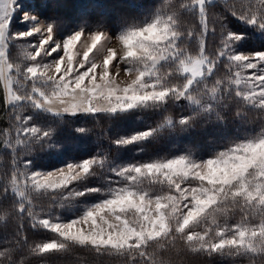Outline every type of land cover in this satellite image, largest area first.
<instances>
[{"label": "snow or ice", "instance_id": "6c2138e0", "mask_svg": "<svg viewBox=\"0 0 264 264\" xmlns=\"http://www.w3.org/2000/svg\"><path fill=\"white\" fill-rule=\"evenodd\" d=\"M123 2L139 15L109 30L102 20L73 28L25 11L21 0H0V100L9 121L0 129V221H17L0 243V264H25L14 258L25 249L42 257L73 248L124 264H177L164 255L184 251L264 264V0H157L147 10L142 0ZM99 6L107 14V3ZM17 13L24 30L13 31ZM21 41L27 50L17 61ZM249 41L259 47L243 50ZM173 107L185 114H168ZM248 112L261 126L240 132ZM137 113L159 119L140 120L142 130L117 134L109 147L142 154L166 139L168 154L121 162L97 144L86 158H65L90 139L89 120ZM229 122L239 126L235 136ZM197 124L217 126L219 138L184 144L181 134ZM37 151L58 166L40 168ZM25 220L53 238L29 243Z\"/></svg>", "mask_w": 264, "mask_h": 264}, {"label": "trees", "instance_id": "16d2710c", "mask_svg": "<svg viewBox=\"0 0 264 264\" xmlns=\"http://www.w3.org/2000/svg\"><path fill=\"white\" fill-rule=\"evenodd\" d=\"M25 5V11L43 12L45 16L58 18L66 26H72L73 28L79 24L82 20H87L89 23L95 24L99 21H104L111 30L114 23L117 22L119 17L139 15L135 10L124 5L123 0H23ZM43 3L46 7L39 9H29L28 5L32 3ZM157 0H142V4L145 10L150 9ZM107 3V14L101 15L105 12L103 7L99 5ZM20 13L16 14V18L13 20V31L24 30V26L19 22ZM45 18L44 16L41 17ZM228 27L234 31L242 30L240 25L229 18ZM218 27V26H217ZM254 47L258 48V44H254L249 41L243 50L249 51ZM25 42H17L15 49L12 51V58L19 60L26 51ZM2 96V92H0ZM184 102L181 101V105ZM170 115L174 117L185 114L180 112L179 108L173 107L169 109ZM159 117H149L146 113H137L131 115L126 119L122 120H110V119H99L98 121L89 120L83 126L91 129L90 139L86 140L80 145V151L77 155L73 152L72 155L65 157L66 159H80L86 158L89 154L88 150L94 149L97 144L107 149L110 156L117 157L121 162H132L135 159L141 162L147 161L158 156L168 154L172 150V146L166 139H161L156 143L147 145L145 151L142 154H138L129 146L128 149L118 151L115 148H110L108 144L109 139L116 138V135H127L133 130H142L144 125L140 124V120H147L151 123L153 120H158ZM8 113L5 110V106L0 100V129L8 127ZM261 119L258 113L248 112V120L245 122V128L240 129V132H246L249 129H258L261 126ZM231 122L228 123L229 132L235 136L237 133L233 131L234 128H238ZM103 134V135H102ZM219 138L218 128L212 124H197L195 131L190 133L181 134V140L184 144L189 147L196 148L197 145L205 144L208 141H214ZM79 143V142H76ZM94 154V153H93ZM7 155L4 156L5 163L7 162ZM35 163L43 170H51L53 164L58 166L59 162L51 160L45 153L37 151L35 153ZM2 175V173H0ZM37 204L47 205L49 201L47 199H41L35 201ZM63 220H67L68 216L64 215L63 212H58ZM239 219V214L231 217L229 223ZM25 224V235L28 236L29 243L43 242L53 238V235L44 231H32L27 221ZM17 226V221L13 218L6 221H0V243L7 238H11ZM15 259L23 258L25 264H124V260L121 257L114 255H98L93 251L83 248H73L69 252L64 254H51L46 256H30L27 250H23L18 253ZM164 259H171L177 264H228V261H221L218 258L209 260L206 257L193 255L186 251L181 252L179 256L175 254L164 255ZM236 264H249L247 259H237ZM257 264H260L257 258Z\"/></svg>", "mask_w": 264, "mask_h": 264}, {"label": "rangeland", "instance_id": "374dc122", "mask_svg": "<svg viewBox=\"0 0 264 264\" xmlns=\"http://www.w3.org/2000/svg\"><path fill=\"white\" fill-rule=\"evenodd\" d=\"M25 1V0H24ZM21 3H23L24 4V2H23V0H21ZM19 31V30H18ZM66 221V220H65Z\"/></svg>", "mask_w": 264, "mask_h": 264}]
</instances>
